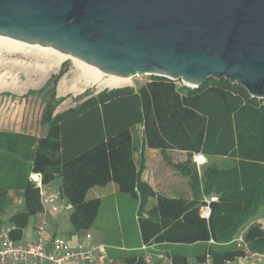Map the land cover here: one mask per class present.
I'll use <instances>...</instances> for the list:
<instances>
[{
  "label": "trees",
  "instance_id": "1",
  "mask_svg": "<svg viewBox=\"0 0 264 264\" xmlns=\"http://www.w3.org/2000/svg\"><path fill=\"white\" fill-rule=\"evenodd\" d=\"M62 100L53 97L46 107L45 137L0 131V227L15 225L20 238L43 212L31 180L38 174L45 184L60 182L75 233L91 229L99 217L103 198L87 199L95 187L114 183L139 204L138 243L112 253L122 264H146L144 245L180 246L172 251L174 264H190L182 252L189 246L202 247L196 263L210 253L214 264H227L242 255L234 243L241 234L253 249L264 248V228L256 223L264 215V99L227 79L209 78L192 88L151 76L139 87L86 91L74 98L75 106L55 114ZM145 148L187 153L184 162L166 160L189 179L193 199L163 196L143 180ZM197 155L206 158L203 166L194 161ZM10 192L22 194V209L6 216L14 203Z\"/></svg>",
  "mask_w": 264,
  "mask_h": 264
},
{
  "label": "water",
  "instance_id": "2",
  "mask_svg": "<svg viewBox=\"0 0 264 264\" xmlns=\"http://www.w3.org/2000/svg\"><path fill=\"white\" fill-rule=\"evenodd\" d=\"M0 36L124 78L227 79L264 99V0H0Z\"/></svg>",
  "mask_w": 264,
  "mask_h": 264
},
{
  "label": "rangeland",
  "instance_id": "3",
  "mask_svg": "<svg viewBox=\"0 0 264 264\" xmlns=\"http://www.w3.org/2000/svg\"><path fill=\"white\" fill-rule=\"evenodd\" d=\"M3 47L4 46L0 47V64L2 63L0 65L1 66L0 89L3 90V91L0 90V127H2V125H6L7 123H14V121H16L15 118H17V113L19 112L18 116L20 115V117L22 118L20 119L23 122L24 130L26 131L29 130L43 136L48 132V125L42 123V118L47 105L52 101L53 97L63 98L62 102L58 105L56 109L55 112L56 114V113H61L75 106L76 103L74 102V98L86 91H93L95 93H99L101 91L106 90L98 87H88L82 93H73L69 89H71V87L73 85H76L77 83L74 81V78L76 77L75 75L76 69L72 61L70 60L65 61L63 63L64 65L61 64L59 67L51 71H45V69L48 68L49 66V61L52 58L51 56H49L50 58H48L47 55L43 53L41 54L40 52H37L35 49H32L26 53L14 52L11 54V52L9 53L7 48L4 47L5 48L4 49ZM30 48L33 47L30 46ZM35 52L37 54H35ZM1 53L3 54V56H1L2 55ZM33 53L35 55H33ZM26 54L28 55L30 54V55L28 56ZM10 60L13 61L11 62ZM15 60L20 62L18 63ZM33 65L36 67V69L35 67H33ZM29 68L32 69H30V71H27V69L29 70ZM40 68L41 69L43 68L42 71ZM45 72L47 73L44 74ZM57 76L59 78L57 80H54ZM51 77L54 78L51 80L50 85L46 86L47 82L51 79ZM63 79H65L66 81L68 90L66 93L62 94L58 91H59V85ZM150 79L151 76L149 75L136 76L133 78L132 82H128L124 86L139 87L149 82ZM176 82L178 83L179 86L183 84L181 80H176ZM18 86H20L21 91L20 89H18L19 88ZM6 87L7 88L9 87V89H7ZM14 90L15 91L19 90V91L15 92ZM134 137H135L134 141L136 146L135 155L137 160H139L140 153L143 150L142 126L137 127L134 133ZM144 151H145L144 172L147 171L146 173H143L145 174V177L150 175V177H154L155 180L157 181L159 180L163 181L164 178V181L171 182L170 179L171 176L175 173H178V175L182 177L181 181L183 183L181 186H184L187 189L186 182H184L187 179L185 180L181 175V173L178 170H176L174 167H172L166 160L169 159L172 163H181L187 160L188 158L187 153L181 151H168L164 155L159 150L148 149V148H145ZM194 161L199 166H203V164L207 162V160H204L205 162L198 161L196 156L194 157ZM217 162L221 165L227 163V161L224 159H220ZM159 176H161L162 178L160 179ZM162 181L161 183L162 185H164L165 183L164 181L163 182ZM59 184H60L59 181L54 182V185H59ZM182 191L184 192V190ZM175 192H177V194H180L177 190H175ZM178 196L185 197L187 195L181 194ZM10 197L13 198L14 203L12 207L8 209L6 216L8 214L15 213L18 210L22 209V204H21L22 194L16 192H10ZM93 198H103V205L99 217L95 225L91 229L82 230L80 232L75 233L71 221L69 219V215L71 211H64V210L57 213L51 212L50 215L47 217L48 226L55 228L58 234L62 238L67 240L70 244L72 243L79 244L80 242H83L87 234L92 235L93 243L95 245L103 243L112 246L114 245L127 246L130 244L138 243L139 234H138L137 217H138L139 204L133 199L120 194L118 191V186L114 183H110L106 187H95L91 189L87 195V199H93ZM33 225L34 222L31 220L30 228ZM155 246H159V245H155ZM169 248L174 249L173 247H169ZM201 250L202 247L195 246L193 248H183L182 252L188 255L190 264H196L195 254ZM257 250L264 251V248ZM114 252H120V251L117 249L108 248L109 257L114 259V261H116L117 263L122 264V260L112 255V253ZM141 253L143 255L145 251H141Z\"/></svg>",
  "mask_w": 264,
  "mask_h": 264
},
{
  "label": "built area",
  "instance_id": "4",
  "mask_svg": "<svg viewBox=\"0 0 264 264\" xmlns=\"http://www.w3.org/2000/svg\"><path fill=\"white\" fill-rule=\"evenodd\" d=\"M200 156H196L197 159L202 158V155ZM203 158L205 157L203 156ZM31 180L39 189L44 208L43 214L48 209L53 213L63 210L71 211L72 206L62 197L59 189L52 187V184L43 183L42 177L38 174H33ZM212 200L217 199L212 198ZM210 214L211 210L208 206L202 209L203 217L208 219ZM48 230L47 221H42L36 228L35 239L26 240L24 237H14V233L17 231L15 225H2L0 227V264H100L101 261L113 264L115 262L108 254V248H113L104 244L95 245L91 234H87L84 242L74 247L57 233H51L47 237L46 232ZM234 243L242 251V255L227 264L264 262V251L253 249L250 243L244 239L243 234L239 235L234 240ZM155 247V245H144L140 248L141 251H145L143 259L146 264H174L173 257L170 254L150 250ZM201 264H214L210 253H206L205 259Z\"/></svg>",
  "mask_w": 264,
  "mask_h": 264
},
{
  "label": "bare ground",
  "instance_id": "5",
  "mask_svg": "<svg viewBox=\"0 0 264 264\" xmlns=\"http://www.w3.org/2000/svg\"><path fill=\"white\" fill-rule=\"evenodd\" d=\"M4 46L5 48H7V50L9 51V53L11 52H21V53H26L32 49H35L37 52H40L41 54H45L48 56V58H50L49 56H51L52 58L49 61V66L48 68H44L45 71H51L57 67H59L61 64H63L65 61H72L74 63V67L76 69V77L74 78V81L77 83H75L76 85H73L71 87V89H69L71 92L73 93H82L85 91L86 88L88 87H98V88H102V89H116V88H120L123 87L124 85H126L128 82H132L133 78L129 77V78H124V77H120V76H116L107 72H104L92 65H89L81 60L75 59V58H70L68 55H66L65 53L61 52L60 50L57 49H50L47 47H43V46H38V45H33V44H29L26 42H22V41H18V40H11L7 37H2L0 36V47ZM33 47V48H30ZM3 47V48H4ZM36 47V48H35ZM4 48V49H5ZM2 54V53H1ZM35 54H37L35 52ZM33 53V55H35ZM10 55V54H9ZM28 55V54H26ZM30 55V54H29ZM28 55V56H29ZM39 55V54H38ZM3 56V54L1 55ZM25 56V55H24ZM46 56V57H47ZM26 57V56H25ZM33 57V56H32ZM38 57V56H37ZM43 57V56H42ZM45 57V56H44ZM40 58V57H39ZM2 59V58H1ZM44 59V58H43ZM3 60V59H2ZM1 60V62H2ZM39 60V59H38ZM6 61V60H5ZM4 61V62H5ZM11 61V60H10ZM13 61V60H12ZM11 61V62H12ZM17 61V60H15ZM44 61V60H42ZM9 62V61H7ZM6 62V63H7ZM18 62V61H17ZM20 62V61H19ZM18 62V63H19ZM36 62V60H35ZM14 63V62H13ZM23 63V62H22ZM27 63V62H25ZM45 63V62H44ZM2 64V63H1ZM0 64V65H1ZM16 64V63H15ZM13 65V64H12ZM21 65V64H20ZM27 65V64H26ZM35 65V64H34ZM33 65V67H35ZM40 65V64H38ZM11 66V65H10ZM14 66V65H13ZM32 66V65H31ZM1 67V66H0ZM8 67V66H7ZM19 67V66H18ZM30 67V66H29ZM39 67V66H38ZM44 67V66H43ZM16 68V67H15ZM14 69V67H13ZM23 69V68H22ZM27 69V71H30ZM36 69V67H35ZM41 69V68H40ZM43 69V68H42ZM41 69V71H42ZM9 70V69H8ZM7 70V71H8ZM38 70V69H37ZM34 71V70H33ZM39 71V70H38ZM13 72V70H12ZM19 72V71H18ZM32 72V71H31ZM11 73V72H10ZM37 73V72H36ZM35 73V74H36ZM47 72H45L44 74H46ZM7 74V73H6ZM39 74V73H38ZM37 74V75H38ZM2 76V75H1ZM43 77V76H42ZM1 78V77H0ZM4 78V77H3ZM44 78V77H43ZM71 79V78H70ZM2 80V79H1ZM41 80V79H40ZM6 81V80H5ZM15 81V80H14ZM13 81V82H14ZM44 81V79H43ZM72 81V80H71ZM15 83V82H14ZM13 83V84H14ZM74 83V82H73ZM4 84V83H3ZM18 85V84H17ZM3 86V85H2ZM7 86V85H5ZM9 86V85H8ZM13 86V85H12ZM11 86V87H12ZM16 86V85H15ZM20 89V86H18ZM68 86L66 85V81L65 79H63L59 85V91L60 93H66L68 88ZM7 88V87H6ZM16 88V87H15ZM9 89V87L7 88ZM13 89V88H12ZM1 91H3L2 89H0ZM6 90V89H5ZM16 90V89H15ZM14 90V91H15ZM12 91V90H11ZM13 91V92H14ZM19 91V90H17ZM15 91V92H17ZM21 91V89H20ZM201 157V156H200ZM201 161H204L205 158H198Z\"/></svg>",
  "mask_w": 264,
  "mask_h": 264
},
{
  "label": "crops",
  "instance_id": "6",
  "mask_svg": "<svg viewBox=\"0 0 264 264\" xmlns=\"http://www.w3.org/2000/svg\"><path fill=\"white\" fill-rule=\"evenodd\" d=\"M18 113H17V118H15V116H14L16 121H14V123H7L9 125H7V124L6 125H2V127H0V131L15 132V133L33 135V136H37V137H45L47 135V134H45V135L41 136L39 134H36L35 132L29 131V130L28 131L24 130L23 122L21 121L22 118L20 117V115L18 116ZM136 129H137V127H136ZM146 172H144V173H146ZM159 178L161 179L162 177L159 176ZM183 178L185 180L187 179L186 181H184V182H186L187 189L184 186H181L182 183H183L181 181L182 177H180V175H178V173H175V174H173L171 176V178H170L171 182L164 181V178H163L164 183L167 184V185H165V184L162 185V183H161L162 180L157 181V180H155L154 177H150V175L145 177V174H143V180L145 182H147L152 187V189L155 192H157L158 194H161V195L166 196V197H172V198H179L178 195L184 194V195H187V196L182 197V198L193 199L194 198V193H193L192 188L189 185V179L187 177H184V176H183ZM52 187H54V188L56 187L55 189H59V185H54V183L52 184ZM175 190H177L180 194H177V192H175ZM182 190H184V192ZM50 213H51V211L48 209V211L45 212L44 214L41 213V214L37 215L35 218H33L32 221L34 222V225L30 228V225H31V222H30L29 226L23 231L21 237L26 238V240H34L35 237H36V234H35L36 228L42 223V221H45V220L47 221V217L50 215ZM256 223L260 224L264 228V215L261 216L258 219V221H256ZM51 233H57L58 234V232H57V230L55 228H52V227L49 226V230L46 232V236L49 237L51 235ZM83 242H80V243H83ZM72 245L75 247L77 244H73L72 243ZM99 245H103V243L98 244L97 246H99ZM104 245H106V244H104ZM107 246L108 247H112L113 249H117L119 251L120 250H125V248L121 247V246H116V245H114V246L107 245ZM169 247H173L174 249H170ZM193 247L194 246H189V247H186V248H193ZM176 249H180V246L173 245V246L164 247V246L161 245V246H156L154 249H150V250H157V251H160V252H165L167 254H170L173 257L172 251H174ZM100 264H108V263L101 261ZM113 264H119V263H117L115 261ZM231 264H233V263H231ZM253 264H264V262L258 261L257 263H253Z\"/></svg>",
  "mask_w": 264,
  "mask_h": 264
}]
</instances>
